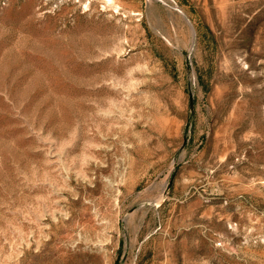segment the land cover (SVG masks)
I'll return each instance as SVG.
<instances>
[{
  "label": "rangeland",
  "instance_id": "obj_1",
  "mask_svg": "<svg viewBox=\"0 0 264 264\" xmlns=\"http://www.w3.org/2000/svg\"><path fill=\"white\" fill-rule=\"evenodd\" d=\"M0 264H264V0H0Z\"/></svg>",
  "mask_w": 264,
  "mask_h": 264
}]
</instances>
